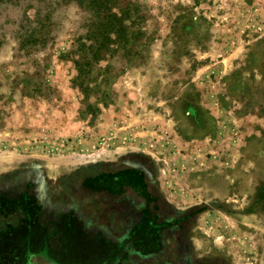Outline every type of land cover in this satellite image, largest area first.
<instances>
[{"label":"rangeland","instance_id":"1","mask_svg":"<svg viewBox=\"0 0 264 264\" xmlns=\"http://www.w3.org/2000/svg\"><path fill=\"white\" fill-rule=\"evenodd\" d=\"M99 1L112 32L96 54L87 39L91 0H0V186L28 178L45 200L61 191L68 168L141 162L153 183L171 182L183 211H197L187 235L196 264H264V0ZM203 90L215 116L201 106ZM173 132L199 143L166 151ZM127 142L135 144L120 149ZM145 143L160 159L141 151ZM198 184L209 187V201L189 190ZM192 196L198 204L186 206ZM203 206L224 217L205 216ZM75 225L76 233L63 230L62 249L29 243L25 223L11 227L0 251L25 264L32 253L116 264L114 247L94 252L95 238ZM43 231L31 233L40 240Z\"/></svg>","mask_w":264,"mask_h":264},{"label":"crops","instance_id":"2","mask_svg":"<svg viewBox=\"0 0 264 264\" xmlns=\"http://www.w3.org/2000/svg\"><path fill=\"white\" fill-rule=\"evenodd\" d=\"M229 59L233 60V56L229 57ZM212 92L203 90L201 94V106L204 108H208L210 110V113L215 116V106H213L212 103ZM200 106V105H198ZM175 123V120L172 119V121L167 122V126L174 130L173 124ZM164 128V127H163ZM176 131V130H175ZM173 136V144L171 143L170 147H167L165 150L170 151L169 148H175L176 145L187 143L186 145L190 144H197L199 143V140L196 139L198 137L194 136L193 134L188 136L186 139H181L179 135H176L175 132L172 134ZM161 140V139H159ZM116 139L114 137L111 138L110 143H116ZM163 141V140H161ZM185 141V142H184ZM203 141L206 143V145H209V150H212L213 152H219V149H214L212 147V144L209 142V140L203 139ZM137 143V142H136ZM217 143V141H216ZM131 144L135 143H122L120 149L129 148ZM146 147H143L141 150L142 152H150L152 154L157 153L153 149H149V143H145ZM117 148V147H116ZM126 150V149H125ZM114 151V150H112ZM99 153V152H98ZM128 154V153H125ZM100 156V155H99ZM98 156V157H99ZM97 156H95V161H99ZM193 157V155L191 156ZM157 159H160V156H156ZM169 157H167L168 160ZM194 158V157H193ZM213 158L212 156L211 161H209V164L213 165ZM94 160V159H93ZM199 161V160H198ZM85 163L87 162L84 161ZM93 163V161H90V163ZM89 163V164H90ZM193 164H196L195 161H192ZM201 163H203L201 161ZM208 163V162H207ZM94 165L91 166H83V167H73L68 168L70 170L69 176H64L61 173V207L68 208V213H75L73 214L74 217L66 216L61 218V237L58 236L55 238V241H53V245L51 246L54 249H62L64 246V239H63V230L70 229L74 233H76V225L78 224L81 228V230L86 233L89 237L95 238L92 239L91 242H93L91 245L94 246L93 251L96 252V250H99L98 248L103 246H108V244L111 245V247H114L116 259V264H178L180 260V253L176 252V254L179 255V258L170 256L171 252H173V246L171 245V242L173 243V240L176 239L175 235H169L168 233H164L167 239V243L169 248L167 251L159 252L155 248L156 239L159 238L160 232V226L156 227L153 225L152 222H149L150 219H146L144 216L137 221L134 222L135 224L132 226V219L130 212L128 210V205L126 201V194H124V198L117 199L114 202L109 199L110 194H114V196H117V194H121V192L124 191V189H114L115 184H117V181L115 182L113 174H109L108 172L106 176L102 175L101 178L105 179V184L102 188H98L99 186L94 185L97 180L89 179L90 173H94V168H99L101 166H104V168L108 169V165L105 163H93ZM129 165L136 171H140L141 173H145L149 176L150 179H153L154 172L152 171L151 167L145 165L144 163L137 162V161H131L129 162ZM170 166V165H169ZM167 166L165 170L162 171V173H169V169L171 167ZM63 167V168H62ZM194 168H202V165L197 163V165L191 166L189 170H193ZM213 168L216 169V167L213 166ZM64 165L61 163V171H63ZM72 169V170H71ZM217 171L220 172L218 169ZM112 173V172H111ZM154 186L157 188L158 195L160 194L162 200H164V203L166 204L167 208L169 209V212L172 213L173 217H179V215L183 216L186 215V217L191 218V223L187 227V234L188 230L192 222L195 220V216L197 215V211L195 209H187L186 211H183V206L181 199L177 197V193H173L170 187L171 182L165 181V179H162V182L157 185L153 183ZM87 187L90 189V192L83 194L82 188ZM114 187V188H113ZM209 187L207 185H201L198 184L196 187L194 185H189V190L192 193H195L198 195L200 193L203 195L202 199L203 201H209V197L207 196V191ZM179 188H175V191L177 192ZM188 190V189H186ZM187 192V191H186ZM186 206L192 207V205L198 204V199H194L192 197L186 198ZM74 204L77 209H74L70 207V205ZM181 205V207H179ZM204 207V206H203ZM209 208H205L201 210L200 212H204L205 210L208 211ZM211 210L208 211V214L205 216H212L213 218L218 217H224V215L216 214V213H210ZM215 211V210H213ZM178 215V216H177ZM200 216V214H199ZM210 218V217H209ZM248 218V217H247ZM162 222V220H161ZM132 227V228H131ZM208 228L209 230L214 229L215 226H205L204 230ZM43 231V229H40ZM140 233L139 238L140 241L143 244H146L150 247H145L144 252H140L138 254H134L129 252L127 249H124L121 246V243L130 236H133L134 231H138ZM132 231V232H131ZM131 232V233H130ZM158 232V234H156ZM36 234V233H34ZM43 235V234H42ZM162 237V234H161ZM188 237V236H187ZM194 239V238H193ZM197 239V238H195ZM158 240V239H157ZM196 242V241H195ZM192 254V253H191ZM46 259V258H44ZM48 264H58L53 258L46 259ZM194 261V260H193ZM33 264H43V263H33ZM196 264V263H195Z\"/></svg>","mask_w":264,"mask_h":264},{"label":"flooded vegetation","instance_id":"3","mask_svg":"<svg viewBox=\"0 0 264 264\" xmlns=\"http://www.w3.org/2000/svg\"><path fill=\"white\" fill-rule=\"evenodd\" d=\"M93 172L94 173H90L88 178L97 180L94 185L99 186L98 188L104 186L106 180L101 178V176H106L107 174L105 173L108 172L111 175L113 174L115 182L117 181L115 188H113L124 189V191L121 192V194H117V196L110 194L109 199L114 202L117 199L124 198V194H126V201H128L126 205H128L127 207L133 221L132 226L135 224L134 222L139 221L142 216L146 219H150L149 222H152L156 227L160 226V230L158 231L160 232V236L157 238L158 240H155V248L159 252L167 251L169 248L166 239L167 236H165L164 233L175 235L176 239L173 240V250L180 253L178 264H195L190 251V244L186 236L187 227L191 223V218L186 217V215H179L178 218L173 217L160 194L158 195L157 188L148 175L144 172L141 173L140 171L134 170L129 165V162L109 165L108 169L101 166L99 168H94ZM36 186L37 185L35 183L33 184L31 180L29 181L28 178L19 185L15 183L10 184L9 187L0 186V204L3 200L6 202L9 201V209L6 215H1L2 205L0 206V238L2 234H11L13 232L11 227L16 228L22 226L24 223L26 227H28L27 231L29 232L30 230L29 233L31 234L28 236L29 240L27 241L32 245L40 243V241L44 244V240H48V245L52 246L55 238L58 236L61 237V218L66 216L74 217L73 214L75 213H68L67 210L69 207H61V191L50 194L49 198L46 197L45 200H40L37 196ZM88 192H90L89 188H82L83 194ZM5 201L3 202L5 203ZM13 201H15V204H13ZM19 202L21 206L16 205V203ZM11 206L14 207L12 208ZM70 207L77 209L74 204L70 205ZM38 227L44 230L42 235L43 238L40 240L39 237L32 236L34 233H31L33 229ZM158 232H156V234H158ZM138 233H140L139 230L134 231L133 236L129 235V237L121 243V246L134 254L147 251L145 247L150 246L140 241L141 239L138 236L140 234ZM34 255L51 260V258L41 253L31 254V256ZM13 256L15 257L16 255L14 254ZM34 257H30L27 261L33 263Z\"/></svg>","mask_w":264,"mask_h":264},{"label":"trees","instance_id":"4","mask_svg":"<svg viewBox=\"0 0 264 264\" xmlns=\"http://www.w3.org/2000/svg\"><path fill=\"white\" fill-rule=\"evenodd\" d=\"M89 7L91 8L93 15L92 18L90 19V23L88 24L89 31L87 34V39L90 41L89 48L95 47L96 49L95 52L96 54H98V51L103 50V46L101 43H105V44L107 43L108 35L112 32V28L110 27V21L107 20V18L102 15L103 12L106 11L107 5H105L103 2H100L99 0H91ZM100 38H102L104 41L103 42L101 41V43L98 44L97 42ZM94 40L96 43L94 42ZM85 64H89V62H86ZM83 77L86 78L87 75H83ZM80 84L81 86H83L82 82ZM205 208L206 206H204L202 210ZM3 252L4 251H0V264H25L23 258L19 259L18 254L16 252H14V254L16 255L15 257L13 256L14 254L12 256H9L13 258H9L3 255Z\"/></svg>","mask_w":264,"mask_h":264}]
</instances>
